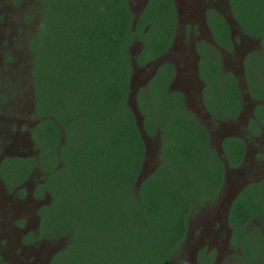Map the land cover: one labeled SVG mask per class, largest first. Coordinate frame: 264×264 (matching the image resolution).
<instances>
[{
  "label": "trees",
  "instance_id": "1",
  "mask_svg": "<svg viewBox=\"0 0 264 264\" xmlns=\"http://www.w3.org/2000/svg\"><path fill=\"white\" fill-rule=\"evenodd\" d=\"M229 3L241 28L260 36L264 47V0ZM36 20L25 44L32 56L38 119L32 138L39 151L36 159L6 160L2 175L18 184L35 165L44 173L51 198L39 210V236L63 239L50 264H172L189 219L217 197L225 166H239L244 154L238 138L225 139L217 153L182 93L169 90V63L137 91L138 126L129 102L132 59L144 65L169 50L173 1L149 0L134 15L129 0H39ZM212 21L216 40L232 49L225 19ZM134 39L142 43L136 57ZM197 51L204 104L216 118L235 117L242 100L236 79L223 74L203 44ZM251 60L245 77L257 97L263 91ZM141 129L158 136L160 145L157 167L139 183L146 151ZM227 222L240 258L264 264V180L237 194ZM213 262V251H199L197 264ZM178 264L185 261L178 258Z\"/></svg>",
  "mask_w": 264,
  "mask_h": 264
},
{
  "label": "flooded vegetation",
  "instance_id": "2",
  "mask_svg": "<svg viewBox=\"0 0 264 264\" xmlns=\"http://www.w3.org/2000/svg\"><path fill=\"white\" fill-rule=\"evenodd\" d=\"M148 1L134 0L133 3V0H129V5L132 8L134 4V8L139 11V15ZM172 1L176 11V26L171 45L173 48V54L171 55L173 57L169 58L172 61L158 62V64L153 65L157 57L144 65H139L133 58L134 74L131 79V99H133L134 93L137 94L140 87L147 85L162 64L169 63L174 67V75L168 85L169 90H177L182 93L186 107L194 113L201 123L203 122L201 118L206 119L208 125L202 124L209 133L212 146H214V135L209 125L216 124L218 126L217 131L219 134L216 137L219 148L215 147L216 151L219 149L220 155H222L221 144L227 138H238L244 142V154L241 164L234 167L225 166L223 184L217 195L218 198L226 194L223 205L220 208L221 211L219 213L216 212L208 222L206 219V231L208 232V237L207 235L206 237L209 242H204L205 239L202 237V230L204 231L206 222L200 225V230L197 232V241L192 249V255L189 256V262L197 264V255L202 249L209 253L211 251L214 252V250L216 252L220 251L219 243L223 248H227L228 244L233 246L231 244V229L227 222L229 203L246 185L264 180V173L257 175L264 165V153L257 155L258 150L264 148V143H262L264 138V114L260 111V107L264 105V47L261 44L262 38L260 36L246 33L241 28L232 13L229 0ZM9 5L16 7L20 3L14 4V0H9ZM219 16L225 19L228 26V36L232 43V49L219 43L214 36L210 22L212 20L214 22ZM4 37L5 34L0 38V44L10 41V38L4 41ZM134 40L136 44H139V48L134 52L133 56L136 57L142 43L137 39ZM199 44L205 46L212 59H219L223 74H232L238 83L242 100L235 117L216 118L203 102L205 84L199 69L202 57L197 51ZM167 55L170 56V54ZM249 60L257 65L252 66V68L250 66V70L254 80L260 84L259 88L263 91L261 93L258 92L259 96L257 97L250 95L247 85L242 88L237 78V73L241 75V63L243 62L245 73V62ZM231 65L233 70L230 67ZM235 68H237V72ZM140 72L144 74L145 78L137 82L135 73ZM30 76V81H32L31 72ZM30 81L28 86L31 85ZM1 86H3V83L0 81V112H3L2 107L5 103L10 100H16L12 93L5 92ZM31 99V104L29 103L28 107H30L31 117L35 120L24 135L20 132L22 118L17 122L19 131L16 134H12L15 122L11 121V119L2 122L7 115L5 113L0 115V264H50L52 256L57 251L54 249L49 252L48 250L45 254L42 242L50 240L39 236V210L43 205L49 203L51 198L49 191L44 187V173L35 165L27 174V177L18 184L7 183L2 175V171L5 168L4 165L7 163L6 160L37 158L39 150L32 138L33 129L38 122L35 114L34 95ZM139 120L142 122L140 113ZM143 138L146 151L142 174L147 177L151 170L153 171L157 167L160 144L158 136L145 134ZM152 140H154V144L150 150L149 142ZM255 142L258 147L255 146L252 151L251 145ZM149 161H152V164L150 163L149 169L144 170L145 165ZM248 161H250V165H248ZM35 172H38L36 177ZM201 234L202 236H200ZM186 237L188 238V229ZM186 237L185 241L187 240ZM187 263L185 260V264Z\"/></svg>",
  "mask_w": 264,
  "mask_h": 264
},
{
  "label": "rangeland",
  "instance_id": "3",
  "mask_svg": "<svg viewBox=\"0 0 264 264\" xmlns=\"http://www.w3.org/2000/svg\"><path fill=\"white\" fill-rule=\"evenodd\" d=\"M38 9L39 0H22L20 2V5L16 7L13 5L10 6L9 0H0V38L4 34V41L10 38L9 42H4V44H0V72H2L0 73V81L3 83V86H1V88L7 93H12L14 95V99L16 100H10L9 102L5 103V105L2 107L3 112H0V115L3 113L7 115V117H4L2 122L7 121L9 119L15 122V127L14 129L12 128V134H16L19 131L17 122L20 121V118H22V122L20 124V126L22 127H20V132L22 135L28 132L30 126L35 120L33 117H31L29 112L30 107H28V104H31V98L34 95V90L32 89L33 82L30 81L32 56L27 51L25 43L27 42L31 32L33 31L36 25ZM131 10L134 15H138L139 11L134 8V4ZM26 16L29 17V21L28 19L27 21L25 20ZM130 47L131 53L133 52L132 56H134V52L138 50L139 44H136L135 40H133ZM167 54H170V56H168ZM171 54H173L172 47H170L169 50L166 51L162 56H159L156 59V62L153 63V65L158 64V62L162 63L163 61H172L169 60L170 57H173V55ZM255 64L253 61H251V68L252 66H257ZM230 67L232 69L233 66L231 65ZM235 71H238L237 68H235ZM144 78L145 76L143 73H135V80L137 82ZM237 78L241 87H246L247 83L245 77L237 73ZM29 81L31 82L30 86H28ZM201 119L203 121L202 123L207 126L208 122L206 121V119ZM209 128L214 135L213 145L214 147L219 148L217 146L218 144L216 137V135L219 134V132L217 131L218 126L216 124H210ZM149 143V147L151 150V147L154 144V140L150 141ZM262 143H264V138L262 139ZM255 146L258 147V144L256 145V142L251 145L252 151ZM261 153H264V148L261 150L259 149L257 155ZM250 158L252 159L251 155ZM150 163L152 164V161H149L145 165L144 170L149 169ZM249 163L250 161H248V165H250ZM259 171L260 172L259 174L257 173V175H261L264 173V165ZM37 173L38 172H35V177L37 176ZM144 178L145 177L143 176V174L140 173L138 182L142 181ZM225 197L226 194L218 198L216 197L215 199H213V201H210L203 205L199 209V211H197L194 215L191 216L188 222V238L186 237L187 240H184V242L182 243L180 251L177 253L176 259L172 261V264H178V258H182L184 261L186 260L188 262L187 264H191V262H189V256L192 255V249L194 248L195 242L197 241V232L200 230V225L206 222V219L208 222L216 212L219 213L221 211L220 208L223 205ZM207 222L204 226V231L202 230L203 236L202 234L200 235L204 237V242L206 243L209 242L207 238L208 232L206 231ZM42 243V246L44 248L43 251L46 254L48 250L50 252L54 249H60L63 246V239L50 240L48 242L43 241ZM218 246L219 248H221V250L218 252L214 250V261L218 264H246L240 258L241 254L236 246H231L228 244L227 248H223L220 243L218 244Z\"/></svg>",
  "mask_w": 264,
  "mask_h": 264
},
{
  "label": "water",
  "instance_id": "4",
  "mask_svg": "<svg viewBox=\"0 0 264 264\" xmlns=\"http://www.w3.org/2000/svg\"><path fill=\"white\" fill-rule=\"evenodd\" d=\"M241 67H242V69H241V75L242 76H244L245 77V73H244V67H243V62L241 63ZM129 100H130V102H131V108H132V110H133V113H134V115H135V117L137 118V122H138V126L139 127H141V121L139 120V111H138V109H137V105H136V93H134L133 94V99H131V95L129 96ZM141 134H142V136L144 137L145 136V133H144V131L141 129ZM217 153L220 155V150L219 149H217ZM141 182V181H140ZM139 182V183H140ZM138 183V184H139ZM238 193V192H237ZM234 199V198H233ZM232 199V200H233ZM232 200H231V202H232ZM231 202L229 203V205L231 204ZM229 208V207H228ZM213 264H218L217 262H213Z\"/></svg>",
  "mask_w": 264,
  "mask_h": 264
}]
</instances>
